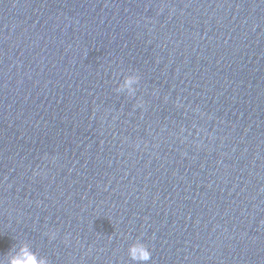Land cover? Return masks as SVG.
I'll return each instance as SVG.
<instances>
[{
	"label": "water",
	"instance_id": "95a60500",
	"mask_svg": "<svg viewBox=\"0 0 264 264\" xmlns=\"http://www.w3.org/2000/svg\"><path fill=\"white\" fill-rule=\"evenodd\" d=\"M136 240L264 264V0H0V256Z\"/></svg>",
	"mask_w": 264,
	"mask_h": 264
},
{
	"label": "clouds",
	"instance_id": "9594fccd",
	"mask_svg": "<svg viewBox=\"0 0 264 264\" xmlns=\"http://www.w3.org/2000/svg\"><path fill=\"white\" fill-rule=\"evenodd\" d=\"M140 77L138 75H126L123 82L117 87V92H126L129 96L136 93ZM128 257L132 264H149L152 258L151 251L147 244L136 240L128 246ZM0 264H50L46 256L33 251L27 242H19L3 256H0Z\"/></svg>",
	"mask_w": 264,
	"mask_h": 264
}]
</instances>
